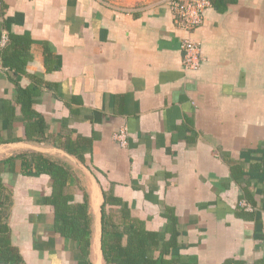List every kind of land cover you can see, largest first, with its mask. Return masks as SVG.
I'll return each instance as SVG.
<instances>
[{
  "label": "crops",
  "instance_id": "0c3cea01",
  "mask_svg": "<svg viewBox=\"0 0 264 264\" xmlns=\"http://www.w3.org/2000/svg\"><path fill=\"white\" fill-rule=\"evenodd\" d=\"M3 34L24 39L7 52L22 70L2 65L10 43L0 44V110L13 112L9 124L0 120V159L36 152L69 169L74 202L89 195L91 264H103L100 206L109 189L150 231L165 225L164 207L173 209L180 264L264 262V0H230L224 12L210 4L193 32L165 0L136 9L0 0ZM183 39L198 44L199 70H184ZM18 87L37 89L31 109L49 134L65 127L92 140L85 165L21 140ZM121 129L123 147L113 138ZM1 179L12 188L10 241L23 264H80L70 240L52 230L51 178L17 170ZM246 188L251 202L241 211Z\"/></svg>",
  "mask_w": 264,
  "mask_h": 264
},
{
  "label": "trees",
  "instance_id": "16d2710c",
  "mask_svg": "<svg viewBox=\"0 0 264 264\" xmlns=\"http://www.w3.org/2000/svg\"><path fill=\"white\" fill-rule=\"evenodd\" d=\"M230 0H210L211 6L218 12L226 10ZM24 38L8 34L10 43L2 52V65L7 68H21L14 54L7 53L11 45L22 42ZM33 87H18L15 101L21 108V114L27 120L24 141L49 143L52 147L64 151L72 156L79 164L85 165L84 154L92 150V140L62 127L59 133L47 132L44 117L35 113L31 107L34 98L39 93ZM1 108L0 120L9 124L13 112H6ZM8 111V110H7ZM9 114V115H8ZM37 120H31V117ZM14 139V140H17ZM6 138L0 136V142ZM23 176L48 175L52 180V193L45 198V203L53 207L52 230L67 238L76 258L82 260L80 264H91L87 257L90 254L91 216L89 211V195L84 192L82 203L74 202V191L68 186L71 176L69 169L40 153L28 152L16 154L0 159V264H23L18 249L10 241L8 226V212L11 204L12 188L1 179L3 173H15ZM238 171H241L238 169ZM250 189H243L238 203V210L245 211L240 206L244 201L251 202ZM102 204L100 206V258L103 264H180L179 243L180 232L177 217L173 209L164 207L162 212L166 223L160 231H150L144 222L132 215L131 210L123 201L115 197L112 189L102 190Z\"/></svg>",
  "mask_w": 264,
  "mask_h": 264
},
{
  "label": "built area",
  "instance_id": "2783aa9c",
  "mask_svg": "<svg viewBox=\"0 0 264 264\" xmlns=\"http://www.w3.org/2000/svg\"><path fill=\"white\" fill-rule=\"evenodd\" d=\"M170 5L171 10L180 22V26L187 32H193L200 27L203 21V14L210 7V0H165ZM8 37L3 34L0 44L7 43ZM183 58V68L185 71L199 70L202 65L200 49L197 43L188 39H183L180 44ZM114 140L121 146L126 145V132L121 129L113 135ZM240 206L246 208V202L241 201ZM264 264V262L262 263Z\"/></svg>",
  "mask_w": 264,
  "mask_h": 264
},
{
  "label": "rangeland",
  "instance_id": "374dc122",
  "mask_svg": "<svg viewBox=\"0 0 264 264\" xmlns=\"http://www.w3.org/2000/svg\"><path fill=\"white\" fill-rule=\"evenodd\" d=\"M115 7L136 9L144 4L161 2V0H108ZM137 6V7H136Z\"/></svg>",
  "mask_w": 264,
  "mask_h": 264
}]
</instances>
